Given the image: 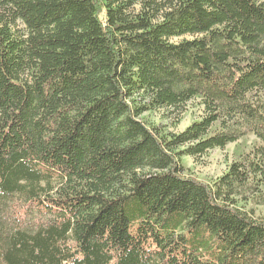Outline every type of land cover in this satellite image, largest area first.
Returning a JSON list of instances; mask_svg holds the SVG:
<instances>
[{
  "label": "trees",
  "instance_id": "trees-1",
  "mask_svg": "<svg viewBox=\"0 0 264 264\" xmlns=\"http://www.w3.org/2000/svg\"><path fill=\"white\" fill-rule=\"evenodd\" d=\"M260 208L264 0H0V264H264Z\"/></svg>",
  "mask_w": 264,
  "mask_h": 264
},
{
  "label": "rangeland",
  "instance_id": "rangeland-1",
  "mask_svg": "<svg viewBox=\"0 0 264 264\" xmlns=\"http://www.w3.org/2000/svg\"><path fill=\"white\" fill-rule=\"evenodd\" d=\"M183 38L172 39V42H179ZM203 111L198 101L188 102L180 111L170 109H156L145 112L139 116L150 127L159 128L165 133L178 134L183 132L192 122L201 119ZM251 139V138H250ZM249 144V143H248ZM236 144H229L223 149H213L196 158L183 156L181 163L184 167V175L196 179L200 182L212 184L228 169L234 159V150ZM246 210H257L254 207L245 205ZM264 211L260 208L259 212Z\"/></svg>",
  "mask_w": 264,
  "mask_h": 264
}]
</instances>
